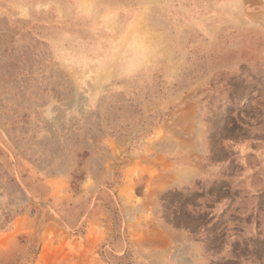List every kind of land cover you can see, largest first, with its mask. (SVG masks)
<instances>
[{"label":"rangeland","instance_id":"rangeland-1","mask_svg":"<svg viewBox=\"0 0 264 264\" xmlns=\"http://www.w3.org/2000/svg\"><path fill=\"white\" fill-rule=\"evenodd\" d=\"M0 264H264V0H0Z\"/></svg>","mask_w":264,"mask_h":264}]
</instances>
